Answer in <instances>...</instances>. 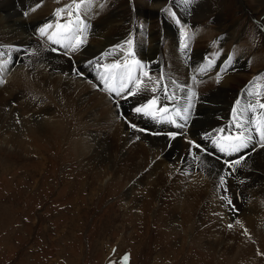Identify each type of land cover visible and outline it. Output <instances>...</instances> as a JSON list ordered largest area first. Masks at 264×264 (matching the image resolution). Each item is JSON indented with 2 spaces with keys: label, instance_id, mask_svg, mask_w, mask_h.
I'll return each instance as SVG.
<instances>
[{
  "label": "bare ground",
  "instance_id": "6f19581e",
  "mask_svg": "<svg viewBox=\"0 0 264 264\" xmlns=\"http://www.w3.org/2000/svg\"><path fill=\"white\" fill-rule=\"evenodd\" d=\"M66 1L59 0L57 8L56 4L53 8H48L46 0H0V53H2L0 60L7 56L13 61L19 53L31 50L29 54H23L18 59L17 64L20 65L23 61L25 63L23 66L16 64L11 69L10 60L8 63L5 62L7 60L0 63V75L3 76L0 80L7 78V85L0 88V137L9 134L8 142H13L12 144L23 151L26 149L23 145L24 131H21L19 126L30 125L29 130L32 133L41 132L46 137H52L55 132L58 138L61 137L72 147L78 159H82L95 170L93 177L97 181L106 173H110V183L118 188L125 181L132 185L137 182L140 184L138 186L151 182L148 200L155 201L156 205L152 209L149 206L147 213V208L142 207L143 210L135 213V220L144 223L143 218L146 214L148 217L152 216L155 231L172 236L177 233L178 227L174 226L175 223L171 220L179 215L184 219V225L191 226V230L195 229L193 234L198 242H194L203 250H212L219 245L212 237L216 233L221 240H227L223 249L231 259L244 261L246 264H249L251 259L252 263H264L262 248L264 240L255 239L257 233L250 227L253 223L259 222L263 234L260 235L264 236V145L252 142L248 149L242 151L243 157L246 158L234 168L201 154L203 152L195 146L196 138L212 128H218L229 119L236 100L239 107H244L246 101L251 105L253 102L264 103V73L256 70L261 64L260 56L254 65L252 62L254 58L251 57L249 62L253 66L248 68L246 64L249 63L251 47H244L241 44L236 45L231 51L232 45L238 42L239 38L231 27L226 28L219 21V13L214 14L218 0H201V5L200 3L197 5L201 11L200 15L198 12L197 16H193L194 19L191 20L194 26H191L190 30L187 28L190 22H185L188 26L184 24L183 28L179 20L185 19L187 15L191 17L190 14L196 8V0L185 3L179 0V6L184 5L186 9V16L185 13H180V18L178 16L165 18L162 15L161 19L159 12L164 6H170L168 0H133L132 6L127 3L128 1L114 0L115 3H111L108 0L105 3L106 9L104 11L100 9L103 12L100 11L101 14L94 17L93 13L98 3H104V0H86L82 14L90 23L89 36L90 31L93 32L91 38L88 37L82 53L69 55L58 48L48 47L44 41L33 35L34 28L42 21L53 17L55 11L52 10L58 9ZM238 2L247 7L251 16L257 19L258 16L263 17L259 26L264 34V0ZM24 10L28 12L26 16L23 15ZM209 18H212L210 22ZM135 20H143L145 25L131 28L136 56L147 61L149 69L158 68L163 62L166 69L161 68L160 71L156 69L152 72L155 76L149 75L146 84L140 90L130 99L118 104L92 82L93 76L89 70L91 64L86 61L98 56L110 46L119 51L117 55L125 54L127 49L123 47L124 43L119 35L127 21H131V25ZM200 20L201 29L195 27V23L199 24ZM162 22L164 30L161 27ZM173 22L178 29L181 27V36L182 29H185L187 43L193 39L191 33L197 36L194 41L192 40L193 44L189 45L191 52L181 49V38L177 39ZM133 28L137 32H134ZM216 35L219 48L214 45V48L216 47L214 51H219L214 58L209 56L212 63L205 60L203 68H199L200 64L196 66L197 69H191L193 66L187 63L185 55L193 52L194 58L199 55L198 53L204 56L205 49L212 43L210 39ZM164 40L168 42L166 44L169 52L166 57L165 54L161 57L163 53L159 55V52ZM116 44L118 45L113 47ZM36 49L37 54L32 55ZM48 49L54 52H48ZM157 55L162 59L156 57ZM213 71H216L215 79L217 74L220 78L215 80L209 77V80L207 78L205 82L201 81L204 75ZM158 73L159 79L156 76ZM160 80L165 82L171 91L176 87L177 94L189 96L190 100L183 103L189 113L194 99L193 94L198 92L192 121L185 132L182 128L169 135L159 130L156 136L141 134L136 130L146 128L120 113L121 106L125 111L131 103L149 97L151 85L153 87ZM31 83L37 87L36 92L27 85ZM182 86L192 88L194 92L191 93L181 88ZM249 89L252 90L250 96L247 95ZM17 100L28 103L45 101V109L42 112L50 114L57 111L55 113H58L59 118L45 119L46 117L34 115L27 117L26 114L30 111L27 103L23 106H13V102ZM203 119L207 120L206 127L201 126ZM174 134L176 136H173ZM146 175L151 178L148 177L149 180H146ZM148 190L147 186L141 189L139 187L138 192L133 195L135 204ZM90 194L94 192L91 190ZM211 208L214 210L208 213L206 218L205 212ZM198 210V217L201 215L204 220L211 223L210 228L201 229L199 225L193 226L192 221ZM249 220L252 221L251 225L248 223Z\"/></svg>",
  "mask_w": 264,
  "mask_h": 264
},
{
  "label": "rangeland",
  "instance_id": "374dc122",
  "mask_svg": "<svg viewBox=\"0 0 264 264\" xmlns=\"http://www.w3.org/2000/svg\"><path fill=\"white\" fill-rule=\"evenodd\" d=\"M106 1L108 0H104V3H98L93 17L98 16L106 9ZM110 1L111 3H115L114 0ZM124 1H128L127 3L130 6L133 4V0ZM168 1L170 2V6H164L161 9V12H159L160 19L162 15L165 18L173 16L180 18L181 14L185 13L186 16V9L184 5L182 7L179 6V0ZM182 1L186 2V0ZM46 2L49 5L48 8H53L55 4V8H57L59 5V0H46ZM199 3L201 5V0H196V8L190 14L191 17L187 15L185 19L179 20L182 27L185 22H190V26L185 24L186 27L188 26V30L192 28L191 26H194L191 19L194 15L197 16V13L200 11L197 7ZM240 4L238 0H218L217 9L214 14L219 13V21L226 28L231 27L239 38V41L232 45L231 51L235 49L236 45L250 46L251 56L248 62L254 58L252 61L254 65L256 59L260 56L261 64L255 67L256 70L264 73V34L263 29L259 26L263 17L258 16V20L257 17L255 18L250 15L247 7ZM170 12L171 14H169ZM200 12L198 15H200ZM211 20L212 18H209L208 22ZM127 22L125 23L126 25L124 24V30L119 37L124 43L123 47L128 50L129 46L133 45L131 28L143 27L145 25L143 20H135L131 24L132 26L130 25L131 21ZM205 25L204 23V28ZM161 27L164 30L163 22L161 23ZM174 27L178 36L177 39H180L181 27L179 29L175 25ZM195 27L201 29V20L199 24L195 23ZM184 30L182 29V36H186ZM133 31L137 32L134 28ZM92 32L93 30L90 31V36ZM90 36L89 39L91 38ZM131 36L132 38H130ZM191 36L193 39L188 42L189 45L193 44L192 40L194 41L195 37H197L192 33ZM217 37L218 35L210 39L212 43L205 49L204 56L198 53L199 55L194 58L192 56L193 52L188 55L184 54L187 63L191 67L193 66L191 69H197L200 64L199 68H203V62L207 57L209 59L214 58L215 54L219 51H214L218 46L217 41L219 40ZM166 43H168L167 40L161 43V51L159 52V55L163 53L161 57L164 54L166 57L167 52H169ZM214 45L216 46L215 48ZM127 50L125 51L127 52ZM47 51L54 52L50 49ZM83 51L84 48L77 52V54ZM36 54L37 49L32 55ZM156 57L162 59L158 55ZM17 65L23 66L25 63L22 61L20 65L19 63ZM246 65H248V68L251 66L250 62ZM161 68L166 69L164 62L158 68L150 69L149 75L155 76L152 72L156 69L160 71ZM20 71L21 69H19ZM215 72L213 71L204 75L202 78L205 80L201 78V81L205 82L207 78V80L210 79L209 77L215 79ZM216 76L217 79L220 78L219 74ZM0 77L3 76L0 75ZM6 80L7 78L3 79L5 82L0 80V88L7 85ZM27 85L36 92L37 87L34 84ZM173 91L183 101L186 100L188 102L190 100L187 95L177 94L176 87H174ZM25 103H27L28 110H30L29 112L27 110V117L34 115L40 118L46 117L45 119L49 117L53 119L59 118L57 116L58 113H55L57 111H53L50 114L42 112L45 109V101L39 103L35 101V104L24 102V100L20 102L17 100L13 102V106H23ZM205 121L207 120H202V127H206ZM19 128H21V131H24L25 142L23 145H25L26 149L23 151L15 144H12L13 142H8L9 134L6 133L0 137V264H246L244 261L231 259L225 254L223 245L227 240H221L219 234L215 233V236H212L215 241L219 242V245H216L212 250L205 251L198 247V240H196L193 234L195 229L191 230V226L184 225L182 216L178 215L172 218L171 221L175 223L174 226L178 227L176 229L177 233L172 236L157 233L155 231L156 227L152 224V216L148 217L146 214L143 218L144 223L140 220H135V213L143 210L142 207L147 208V213L149 206L152 209L156 205L155 201L149 202L148 200L152 186L151 182H147V184L145 182L141 186H138L140 184L137 182V184L132 185L129 184L130 182L125 181L118 188V186L116 187L110 183V173H106L103 178L97 181L93 177L95 170L86 165L82 159H78L72 147L64 142L61 137L58 138L57 133L54 132L51 135L52 138L50 136L46 137L41 132H39L40 134L32 133L29 130L30 125L23 124ZM150 129L152 128L150 127ZM150 129L135 130L141 134L156 136L154 131L149 132ZM173 136L176 135L174 134ZM140 141L142 142L141 139ZM201 154L204 155V153ZM103 167L106 168V165L103 164ZM148 177L146 175L145 179L149 180L151 178ZM144 186H147L149 190L141 200L137 199L135 204L133 195H135V192H138L139 187L141 189ZM91 190L94 194H90ZM200 207L201 205L199 209ZM213 208L206 211L205 216L212 212ZM246 213L247 211H245ZM198 215L199 210L192 221L193 226L199 225L198 227H201V229L212 226L201 215L199 217ZM251 222V220L248 221L249 225H251ZM259 225L260 223L256 222L250 227H252L251 229L254 233H257L254 236L255 239L263 241L264 236L260 235ZM262 248L264 249V245ZM124 257H127V259L125 260ZM249 264L264 263H252L251 259Z\"/></svg>",
  "mask_w": 264,
  "mask_h": 264
},
{
  "label": "snow or ice",
  "instance_id": "6c2138e0",
  "mask_svg": "<svg viewBox=\"0 0 264 264\" xmlns=\"http://www.w3.org/2000/svg\"><path fill=\"white\" fill-rule=\"evenodd\" d=\"M186 2H190V0H186ZM79 7H80V5H77V8H79ZM57 11H58V12H62V11H64V10H63V9H59V10H57ZM69 15H71V13H70ZM46 27H50V26H46ZM44 31H45V29H43V28L40 29V33H41V35L44 34ZM49 39H51V37H49ZM84 42H85V41H84L83 39L77 38V45H83ZM56 43H59V41H56ZM129 43H131V41H129ZM229 59H231V58H229ZM113 67H116V65H113ZM131 79H132V78L129 77V81H131ZM121 83L123 84V87L120 88L119 90H117L116 88H112V89H110V90L113 91V92H115L116 95H120L121 92H123L125 89H128V85H127V84H124L123 81H121ZM140 83H141V81H140V80H137V81H136V86H135V88L128 89V94H129V95L134 94V93L138 90ZM152 90H153V91H156L157 89L153 88ZM193 95H194V94H193ZM260 107H261V108H264V104H261ZM136 111L139 113V112H141V109H140V108H137ZM185 111H187V109H186ZM186 118H187V117H185V119H186ZM257 131H259L260 137H261L262 139H264V130L257 129ZM251 139H252V138H251L250 136H247V135H244V134H241L240 136H238V137H237V140L229 146L230 149H231V153L240 152L242 149L247 148V147H248V142H249ZM196 147H199V146H196ZM219 150L222 151V152L225 151V149L222 148V147H221ZM245 158H246V157H239L236 161L233 162V164H230V167H233V168H234L235 165L239 164V163L241 162V160H242V159H245ZM197 159H199V157H197ZM229 203H231V201H229ZM230 227H231V225H230ZM124 259L126 260L127 257H124Z\"/></svg>",
  "mask_w": 264,
  "mask_h": 264
}]
</instances>
